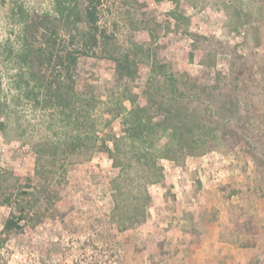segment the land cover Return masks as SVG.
Listing matches in <instances>:
<instances>
[{"label": "rangeland", "instance_id": "obj_1", "mask_svg": "<svg viewBox=\"0 0 264 264\" xmlns=\"http://www.w3.org/2000/svg\"><path fill=\"white\" fill-rule=\"evenodd\" d=\"M97 1L109 46L78 58L71 71L78 97L71 94L63 115L30 77L26 50L43 37L27 26H58L75 1L0 0V264H264V0ZM74 20L61 26L54 56L74 49L63 41ZM126 54L134 80H120L113 61ZM155 76L176 85L175 96L203 127H227L244 141H211L204 152L161 159L158 184L149 183L146 165L133 161L120 173L106 153L87 152L91 135L74 123L73 106L89 105L98 145L110 130L123 135L119 103L130 108L131 89L143 105L141 91ZM78 134L79 147H68ZM38 159L50 184L46 198ZM117 184L125 186L123 227ZM20 196L32 212L22 230L4 235L12 208L2 202ZM133 204L142 210L132 216Z\"/></svg>", "mask_w": 264, "mask_h": 264}, {"label": "trees", "instance_id": "obj_2", "mask_svg": "<svg viewBox=\"0 0 264 264\" xmlns=\"http://www.w3.org/2000/svg\"><path fill=\"white\" fill-rule=\"evenodd\" d=\"M56 1L59 5L63 4L60 2L61 0ZM72 1H75L74 12L71 9L65 17L59 19L58 26H49L47 22H42L44 20H38V22L33 20L27 26L33 33V37L37 34H39L38 37H43L41 41H37V37L35 45L33 44L30 49L26 50L25 57L30 62L27 65L30 77L38 82L39 91L43 90L42 101L49 103L54 108L57 107L63 115L70 109L69 104H72L71 94L75 97L77 96L74 80L71 79V71L75 72L78 58L84 55L86 48L98 45L107 48L110 39V36H107L106 32L104 30L101 31L98 26L97 5L99 1ZM73 18L75 19L73 24L74 32L65 28L64 36L67 38L63 41L66 40L68 46H74V49L64 48L60 54L54 56L57 41L61 40L59 34L61 26H63V23L67 25ZM78 25H82V28H79ZM41 27L43 32H39ZM192 37L195 36L192 35ZM54 57L56 62L53 63L51 71L48 72L50 62ZM113 61L116 64L117 73L121 77L120 80L125 75L130 80H134L137 68L134 62L128 61L127 54L123 55V59L113 58ZM42 70H44V73ZM155 71H157L156 68H153L151 75ZM186 77L189 81L194 82L198 78V76H190L189 74H186ZM159 78L155 76V78L151 77L146 81L141 91L144 98L143 105L138 102V95L133 93L131 89L128 90L124 100L130 103V108L125 110L123 102L119 103L120 109L123 111V113L118 114L122 116L123 135L117 137L110 130L101 138L98 145L96 144L95 123L91 120L88 111L89 105L76 104L79 107L75 105L72 108V112L75 114L74 123L79 126L87 124L86 128L89 129L88 132L91 135L92 143L90 148H86L87 152L99 151L106 153L111 159L112 165L120 173L125 171L127 165L130 167L133 161L141 167L146 165V171L150 177L149 183L151 184H158L162 180V169L158 164L161 159L173 160L197 152H204L211 147L208 146L211 141L223 140L229 143L231 147L244 141L242 136L235 134L227 127L219 128L216 126L213 128L212 125L203 127L199 113L196 110H188L182 105L183 102L179 101L178 97L175 96L176 91H178L175 87L176 85L172 83L169 85L167 79L162 78V80H159ZM67 81L69 82L66 83ZM168 85L170 90L167 88ZM1 89L2 82L0 77V92ZM2 107L3 102L0 99V115ZM113 116H116V114ZM71 117V114H68L67 118L72 119ZM110 121L108 120L106 123L107 128L110 127ZM161 139H164V142L159 144L158 142ZM81 142L82 137L78 134L72 142L69 140L68 147L76 149ZM72 143H75V145ZM44 175L45 172L40 171V159H38L35 176L40 177L43 181L38 185L39 193L43 198L45 196L48 197L50 191L49 181ZM123 190H125V186L121 187L118 184L113 188V203L115 213H118L121 221L120 223L118 222L120 227H123L122 222L127 218L125 208L122 207ZM129 194L132 198V191ZM25 195L29 194L26 193L23 196ZM20 197V199L13 201L10 198H5L2 202L3 205L12 208L2 226L1 233L4 235H9L14 230H22L21 226H19L21 225L20 222L24 221L32 212V206L29 205L30 202L28 201L24 204V197ZM139 209L142 210L137 204H133V208H131L132 216L136 215L137 211H140Z\"/></svg>", "mask_w": 264, "mask_h": 264}]
</instances>
